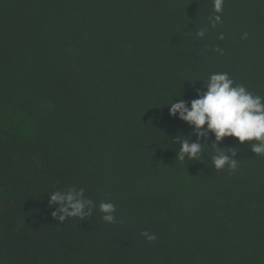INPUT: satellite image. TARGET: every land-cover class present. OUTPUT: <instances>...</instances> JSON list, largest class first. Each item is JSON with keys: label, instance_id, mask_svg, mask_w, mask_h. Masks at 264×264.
<instances>
[{"label": "trees", "instance_id": "1", "mask_svg": "<svg viewBox=\"0 0 264 264\" xmlns=\"http://www.w3.org/2000/svg\"><path fill=\"white\" fill-rule=\"evenodd\" d=\"M213 7L0 0V264H264L256 141L219 142L234 172L211 164V132L201 161L175 142L197 136L170 104L190 105L210 74L264 96V0ZM69 187L96 203L90 216L58 219L48 196Z\"/></svg>", "mask_w": 264, "mask_h": 264}, {"label": "clouds", "instance_id": "2", "mask_svg": "<svg viewBox=\"0 0 264 264\" xmlns=\"http://www.w3.org/2000/svg\"><path fill=\"white\" fill-rule=\"evenodd\" d=\"M223 3L224 0H213L214 13L222 12ZM211 22L215 27L217 23H221V16L214 15ZM205 32L206 29L201 28L197 36L203 38ZM247 35L244 33L242 38H247ZM204 88L203 92L198 90V98L193 99L190 105L183 99L172 101L170 104V115H178L179 119L193 127L197 136L195 142H190L186 137L175 141L180 144L179 159L201 161L202 146L207 143H201L200 138H205L209 132L215 137L212 148L216 151L211 156V164L216 170L227 167L229 171L234 172L238 167V160L233 158L236 156V150L224 152L221 151L223 148L218 146L225 137L238 138L240 143L256 141L251 143V151L256 155L264 156V96L253 94L243 84L235 83L226 72L210 74L208 82L204 83ZM205 125L207 128H204ZM228 153H231V156ZM48 197L50 204L58 206L60 221L68 217L83 219L85 216H90L97 207L92 199L85 197L83 188L69 187L63 191L57 190ZM98 209L102 213L101 219L104 222H116L114 203L101 201ZM52 215L56 216L57 212H53ZM140 234L149 242L157 238L155 233H149L147 230Z\"/></svg>", "mask_w": 264, "mask_h": 264}]
</instances>
